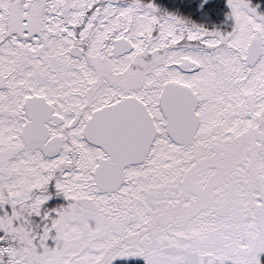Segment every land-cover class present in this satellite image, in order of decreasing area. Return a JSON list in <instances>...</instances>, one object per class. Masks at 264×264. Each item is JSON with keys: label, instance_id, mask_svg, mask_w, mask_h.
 Segmentation results:
<instances>
[{"label": "snow or ice", "instance_id": "1", "mask_svg": "<svg viewBox=\"0 0 264 264\" xmlns=\"http://www.w3.org/2000/svg\"><path fill=\"white\" fill-rule=\"evenodd\" d=\"M0 264H264V0H0Z\"/></svg>", "mask_w": 264, "mask_h": 264}]
</instances>
